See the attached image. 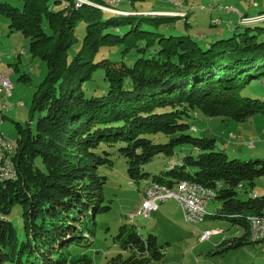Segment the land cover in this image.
Segmentation results:
<instances>
[{
  "label": "trees",
  "instance_id": "1",
  "mask_svg": "<svg viewBox=\"0 0 264 264\" xmlns=\"http://www.w3.org/2000/svg\"><path fill=\"white\" fill-rule=\"evenodd\" d=\"M98 1L0 0L9 32L27 38L31 55L46 66L29 107L34 124L15 123L14 148L0 159V264H92L96 217L110 209L99 169L113 166L114 157L124 158L129 182L145 183L140 202L147 188L175 189L183 180L213 191L220 205L210 216L243 233L223 238L208 255L258 243L249 239L248 218L264 217V194L253 189L264 159L228 158L216 139L191 127L199 114L223 121L264 114V99L251 87L264 77V10L239 15L226 4L228 14L238 13L228 21L235 24L231 36L200 42L204 36L189 32L188 19L204 5L177 0L183 15L118 8L125 13L106 17ZM176 18L184 32L160 29ZM81 20L85 34L73 50ZM210 21L221 24L219 16ZM95 78L102 88L90 85ZM159 155L168 159L164 170L145 171ZM112 239L116 251L102 264H166L156 236L143 235L134 222L121 224Z\"/></svg>",
  "mask_w": 264,
  "mask_h": 264
},
{
  "label": "rangeland",
  "instance_id": "2",
  "mask_svg": "<svg viewBox=\"0 0 264 264\" xmlns=\"http://www.w3.org/2000/svg\"><path fill=\"white\" fill-rule=\"evenodd\" d=\"M54 5L55 0H49ZM191 5H204V9L193 8L189 15L190 33H197L204 36L200 42H211L218 38L231 36L235 24L229 25L228 21H236L238 13L228 14L224 5L235 6L239 15L251 16L264 10V0H186ZM64 2L55 5L54 9L60 8ZM255 2L256 5H252ZM216 6V9L212 8ZM172 8L167 0H136L132 7L130 3L123 2L120 9H137V13L145 14L147 8ZM210 14L219 16L221 24L209 26ZM106 17L112 13L104 12ZM86 21H79L74 30L73 44L76 50L85 34ZM253 24H251L252 26ZM260 25H264L261 22ZM128 26V25H127ZM173 26V27H171ZM171 26H161L165 33L184 32V21L176 18L171 22ZM242 31L243 28L238 29ZM28 39L18 32H9L8 20L0 18V70L7 72L11 70L9 79L13 83L11 96L4 98L0 94V102H4L6 107L2 109V114L6 116L0 124V131L9 140L15 141V123L26 126L30 122L29 107L32 94L37 85L46 73L45 63L38 57L31 55L28 50ZM16 67V70H14ZM21 74H26L27 79H19ZM97 77V76H96ZM90 85H98L102 88L100 79H96ZM256 95L264 99V77L260 81H254L251 86ZM21 101L22 105H17ZM195 130L192 132L196 136L212 137L216 139L217 148L221 149L228 158L240 160L264 159V114H256L244 121L222 120L219 117H208L199 114L192 121ZM34 124V119L30 122ZM252 143V146L249 143ZM184 152V151H183ZM113 166L100 167L99 173L107 177L103 188V205L110 206V209L96 217L95 238L89 248L92 264H102L106 257L111 256L116 251L112 236L117 232L118 227L127 222H134L143 235L151 233L156 236L159 245L164 253L166 264H264V241L258 243H248L236 249H229L223 254H212L214 246L223 238H230L234 233L241 235L243 229L232 226L222 218H212L210 214L215 213L219 208L216 199L208 200L205 207L206 215L203 221L191 224L186 222L183 211L179 203L174 198H168L163 202H158L157 207L147 216L135 215L130 219V214H135L140 208V189L144 182L138 187L128 181L126 177V164L122 157H114ZM167 158L156 156L151 162L144 165V170L153 174L164 170ZM254 191L257 194H264V176H260L254 181ZM242 189L238 196L246 199ZM18 212V208L15 207ZM18 216L13 218L17 226L20 225ZM205 229H221L220 235L215 234L207 240L201 241L200 234Z\"/></svg>",
  "mask_w": 264,
  "mask_h": 264
},
{
  "label": "built area",
  "instance_id": "3",
  "mask_svg": "<svg viewBox=\"0 0 264 264\" xmlns=\"http://www.w3.org/2000/svg\"><path fill=\"white\" fill-rule=\"evenodd\" d=\"M72 1L76 4L77 1H83V0H72ZM167 2L171 3L174 7H176V10L171 12H181L182 15L184 14L180 8L182 6V4H180L181 3L180 1L167 0ZM119 5L120 2H117V11H112V12L120 11L118 9ZM10 72L11 70H8L7 72H0V94L3 95L4 98L11 96L13 90V83L9 79ZM1 104L6 105L4 102H1ZM17 105L18 106L22 105L21 101H19ZM0 124H1V119H0ZM0 140H7V147L14 148L13 141L5 138L1 133V131H0ZM249 145L252 146V143L250 142ZM0 159H2L1 156ZM4 164H5V168H7V171H9L11 168L10 167L11 163L9 162V160L4 159ZM211 192L213 191L198 186L192 182L180 181L175 189H167L160 186H152L145 190L141 198L142 200H141L140 208L137 210L135 214H130L129 218H133L135 215L147 216L153 209L157 207L158 202H163L168 198H174L182 208L183 217L186 220V222L196 221V213L197 211H201V208H204L203 204L200 202H191L186 200V193L211 194ZM250 225H254L257 227V238L255 239L254 242L264 241V235H260V228H264V220H258V223H250ZM220 233H222L220 229H205L200 234V240L201 241L207 240L212 235L220 234Z\"/></svg>",
  "mask_w": 264,
  "mask_h": 264
},
{
  "label": "bare ground",
  "instance_id": "4",
  "mask_svg": "<svg viewBox=\"0 0 264 264\" xmlns=\"http://www.w3.org/2000/svg\"><path fill=\"white\" fill-rule=\"evenodd\" d=\"M123 1H130V0H99L96 7H98L102 11H107L115 14H124L125 12L118 11V12H112L117 11V2L123 3ZM82 4H92L91 0H83V1H77L76 5H82ZM228 9L234 10L233 7L229 6ZM146 14V13H145ZM147 14L150 15H162V14H173V15H182L181 12H166V11H149ZM6 105L1 104L0 102V119L2 114V109H4ZM192 129H195L194 126L191 127ZM13 148L7 147V140H0V156L1 158L4 157L6 153L12 152ZM8 160V159H7ZM10 162V160H9ZM4 167V166H3ZM5 173H7V168H5ZM182 182H189L186 180H183ZM214 193H186V200L191 202H200L203 204L204 208H201V211H197L196 213V221H190L189 223H198L203 221L204 215H206L205 207L208 204V200L213 198ZM250 223H258V220H264V217H256V216H250L249 218ZM250 234L249 239L251 241H255L257 238V227L254 225H250ZM260 235H264V228H260Z\"/></svg>",
  "mask_w": 264,
  "mask_h": 264
},
{
  "label": "crops",
  "instance_id": "5",
  "mask_svg": "<svg viewBox=\"0 0 264 264\" xmlns=\"http://www.w3.org/2000/svg\"><path fill=\"white\" fill-rule=\"evenodd\" d=\"M172 7H174L173 5H172ZM163 8V7H162ZM168 8H170V7H168ZM156 9H158V8H147V9H145L144 11H151V10H156ZM165 9V8H164ZM176 9V8H175ZM0 72H4V71H1L0 70ZM11 73V72H10ZM196 128V127H195ZM221 230V229H220ZM218 235H220V234H218Z\"/></svg>",
  "mask_w": 264,
  "mask_h": 264
}]
</instances>
